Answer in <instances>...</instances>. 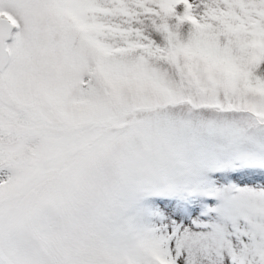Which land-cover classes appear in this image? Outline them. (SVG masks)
<instances>
[{
  "label": "snow or ice",
  "instance_id": "1",
  "mask_svg": "<svg viewBox=\"0 0 264 264\" xmlns=\"http://www.w3.org/2000/svg\"><path fill=\"white\" fill-rule=\"evenodd\" d=\"M0 264H264V0H0Z\"/></svg>",
  "mask_w": 264,
  "mask_h": 264
}]
</instances>
